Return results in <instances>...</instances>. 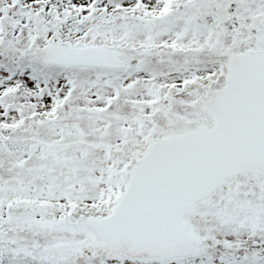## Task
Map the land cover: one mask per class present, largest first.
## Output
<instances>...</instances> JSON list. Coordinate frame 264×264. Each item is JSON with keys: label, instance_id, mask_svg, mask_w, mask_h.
I'll return each mask as SVG.
<instances>
[{"label": "snow or ice", "instance_id": "obj_1", "mask_svg": "<svg viewBox=\"0 0 264 264\" xmlns=\"http://www.w3.org/2000/svg\"><path fill=\"white\" fill-rule=\"evenodd\" d=\"M0 264H264V0H0Z\"/></svg>", "mask_w": 264, "mask_h": 264}]
</instances>
